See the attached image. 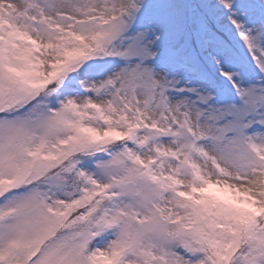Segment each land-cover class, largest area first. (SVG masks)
<instances>
[{"label": "snow or ice", "instance_id": "1", "mask_svg": "<svg viewBox=\"0 0 264 264\" xmlns=\"http://www.w3.org/2000/svg\"><path fill=\"white\" fill-rule=\"evenodd\" d=\"M0 264H264V0H0Z\"/></svg>", "mask_w": 264, "mask_h": 264}]
</instances>
